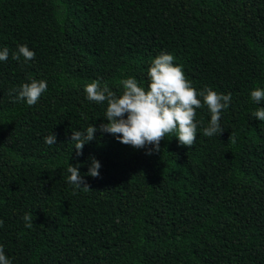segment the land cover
Returning a JSON list of instances; mask_svg holds the SVG:
<instances>
[{
  "label": "trees",
  "instance_id": "16d2710c",
  "mask_svg": "<svg viewBox=\"0 0 264 264\" xmlns=\"http://www.w3.org/2000/svg\"><path fill=\"white\" fill-rule=\"evenodd\" d=\"M21 44L34 60L12 59ZM5 47L0 245L12 264H264V121L252 116L264 101L250 97L264 88V0H0ZM162 52L197 90L232 94L223 133L203 135L204 107L191 148L169 136L147 155L97 131L77 156L72 130L106 122L84 86L119 95L131 76L146 87ZM32 79L47 81L39 102H13ZM92 157L98 178L86 175ZM69 164L90 190L67 182Z\"/></svg>",
  "mask_w": 264,
  "mask_h": 264
},
{
  "label": "clouds",
  "instance_id": "9594fccd",
  "mask_svg": "<svg viewBox=\"0 0 264 264\" xmlns=\"http://www.w3.org/2000/svg\"><path fill=\"white\" fill-rule=\"evenodd\" d=\"M24 62L35 59V52L27 45H19L12 53V59ZM9 58L7 47L0 50V61ZM175 56L162 52L154 57L147 69V86L141 85L135 77L119 81L122 92L118 95L107 84L101 85L99 80H93L84 86L86 99L97 105H106L104 119L98 127L90 124L83 130H72L70 140L76 150V155L83 154L86 143L96 138L95 134L114 136L118 142L134 149H146L147 155L160 152V142L167 137H176L179 145L191 148L196 143L198 123L195 120L196 109L206 107L210 112V121L203 129L205 137L220 136L224 128L221 126V114L230 106L232 94H223L212 88L197 90L187 79L182 65L174 63ZM46 80L32 79L14 90L16 95L13 102H26L31 107L36 105L41 96L47 91ZM251 100L260 104L264 101V88H255L250 93ZM252 116L264 121V107L257 108ZM99 118V117H98ZM229 139L236 143L235 134ZM45 143H56V135L52 133L44 137ZM101 163L95 157L91 158L86 175L98 178ZM67 182L76 189L88 191L90 186L80 173L79 167L69 164ZM22 219L25 227L33 225L32 214L26 213ZM4 221L0 219V227ZM0 264H12L6 256L3 245H0Z\"/></svg>",
  "mask_w": 264,
  "mask_h": 264
}]
</instances>
